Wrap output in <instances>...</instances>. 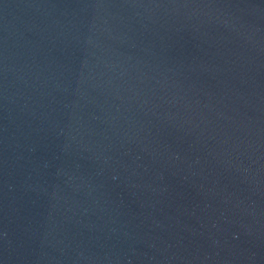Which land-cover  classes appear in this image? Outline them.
<instances>
[{"label": "water", "instance_id": "water-1", "mask_svg": "<svg viewBox=\"0 0 264 264\" xmlns=\"http://www.w3.org/2000/svg\"><path fill=\"white\" fill-rule=\"evenodd\" d=\"M0 264H264V0H0Z\"/></svg>", "mask_w": 264, "mask_h": 264}]
</instances>
